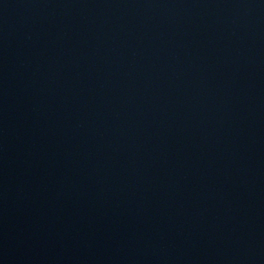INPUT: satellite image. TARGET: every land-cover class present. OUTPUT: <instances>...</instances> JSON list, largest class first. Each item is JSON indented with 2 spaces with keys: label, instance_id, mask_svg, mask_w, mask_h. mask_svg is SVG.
<instances>
[{
  "label": "water",
  "instance_id": "obj_1",
  "mask_svg": "<svg viewBox=\"0 0 264 264\" xmlns=\"http://www.w3.org/2000/svg\"><path fill=\"white\" fill-rule=\"evenodd\" d=\"M0 264H264V0H0Z\"/></svg>",
  "mask_w": 264,
  "mask_h": 264
}]
</instances>
